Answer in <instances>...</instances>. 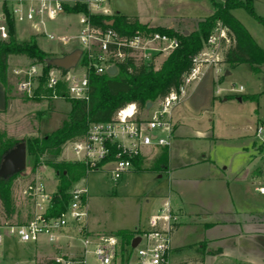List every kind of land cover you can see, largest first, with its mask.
Instances as JSON below:
<instances>
[{
    "label": "built area",
    "instance_id": "built-area-1",
    "mask_svg": "<svg viewBox=\"0 0 264 264\" xmlns=\"http://www.w3.org/2000/svg\"><path fill=\"white\" fill-rule=\"evenodd\" d=\"M107 0H86L96 11L110 13L102 4ZM37 4H24L17 1L7 5L0 3V42L10 39L9 20L13 22H32L43 25L46 20H55L64 11L61 0H39ZM82 25L79 39L83 45L82 57L75 68L64 71L51 67L43 82L44 98H87L89 75L93 70L98 75L109 74L108 68L132 58L136 64L149 65L156 59L168 54L179 46L175 37L159 32L146 33L136 31L131 36L118 35L114 30H102L90 25L87 17L79 16ZM66 42L69 37L50 34ZM229 42L226 30L220 23L214 29L204 48L193 58L192 68L183 75L178 89L159 99L150 118H143L135 103L120 109L115 117L106 122L91 123L82 139L69 141L74 157L72 160H84L93 169L102 170L111 164L109 171L114 181L133 168L130 157L144 155L148 147L169 145L172 141V126L168 118L171 109L184 97L187 89L199 80L206 65L221 61V46ZM94 44L98 50L93 49ZM81 57V58H82ZM117 71V72H118ZM20 76L18 90L33 96L40 87L44 76V63L31 62L24 68L14 70ZM149 108V109H150ZM263 128H258V134ZM117 146L113 151L111 146ZM256 190L264 195V168L257 176ZM31 204V215L23 223L13 222L0 213V246L5 237L18 238L22 242H39L45 239L56 255L51 260L56 264H173L170 259L172 250L169 228L159 225L161 220L169 222V214H156L150 219V227L138 230L134 237L140 241L132 247L123 244L122 237L114 233H93L88 225V192L86 188H70V198L65 208L57 215H50L52 193L47 191L44 177L36 174L23 190ZM170 225V224H169ZM171 226V225H170ZM133 240V239H132Z\"/></svg>",
    "mask_w": 264,
    "mask_h": 264
},
{
    "label": "rangeland",
    "instance_id": "rangeland-1",
    "mask_svg": "<svg viewBox=\"0 0 264 264\" xmlns=\"http://www.w3.org/2000/svg\"><path fill=\"white\" fill-rule=\"evenodd\" d=\"M222 1V0H215ZM32 2L31 4H37ZM14 4V3H13ZM107 4L112 12L121 13L128 16H137L153 24L164 26L175 25L173 28L180 34H185L187 30L190 34L198 28V23L212 14L214 8L210 0H107L102 5ZM9 5H12L9 3ZM256 12L264 18V0H256L254 3ZM92 13L95 10L89 9ZM70 12L61 11L55 20H46L43 25L32 22H17L15 25L16 39L19 42L35 38L38 46L48 52L51 57H59L76 48L84 51L79 37L82 25L79 22L80 13L69 14ZM236 18L247 28L257 44L264 49V23L252 16L245 8L239 7L232 10ZM180 16H185L180 20ZM180 21L174 23V19ZM153 26L152 24H149ZM50 34L68 35L69 39L63 42L57 38L51 39ZM76 35V36H75ZM230 45L224 42L221 50L224 51ZM93 49L98 50L94 44ZM168 54L164 53L154 62L155 71L160 69ZM83 58H80L83 63ZM30 59L22 55H10L8 67V93L19 98L28 97L25 92L18 90L20 76L14 73L18 67L24 68L30 63ZM260 71L254 73L249 63H242L236 67L225 65L220 72L223 81L222 86L230 94V99L217 104V108L212 115L214 119V134L220 138L212 148L213 157H217L218 162L223 167L229 166V171H233L239 161L233 155L243 147L252 148L256 144L257 163H264V63L259 65ZM242 87V89H241ZM149 90L150 88H145ZM237 93H241L237 95ZM260 93L259 101L254 102L244 98L245 95ZM243 97L239 100L238 98ZM50 102H43L40 108L44 113L38 117L37 126L31 128L27 119L12 125L10 134L4 131L7 137L27 141L37 136L48 134L61 127L67 120V114L71 110V103L67 98L60 99H41ZM153 103L158 106L159 99H147L146 103ZM134 103V102H132ZM136 104V103H135ZM153 108H145L141 111L143 118H150L153 115ZM12 115L8 114V118ZM205 121L206 117H205ZM5 122V121H4ZM6 123V122H5ZM210 123V122H209ZM208 124V122H207ZM262 126V132L256 136V130ZM255 148V147H254ZM149 158L152 157L149 153ZM74 157L71 146L66 143L58 159H72ZM43 159H52V156L45 155ZM146 159V157H145ZM258 161V162H257ZM33 161L27 152L26 169L18 173L12 183V194L16 205V213L10 219L13 222L23 223L31 215V204L23 193L27 183L36 175H42L45 180L47 191L53 192L57 188L58 180L54 171L48 165H41L35 174L32 171ZM111 164L106 165L102 170L89 172L88 175L75 182L72 188H86L89 195V222L92 230L109 231L118 229L135 230V227L147 229L149 219L157 211L158 200L157 192L166 190L168 182L163 175L162 178L151 171V164L144 161L142 169L138 170L135 166L124 173L123 176L114 181L109 171ZM252 191V190H251ZM0 213L2 208L0 204ZM157 213V212H156ZM201 236L195 230L189 231L187 228L179 230L172 237L174 242H195ZM199 244V243H198ZM205 245V243H204ZM206 247V245H205ZM194 251V250H188ZM56 250L42 239L35 242H22L18 238L5 237L0 246V264H47V261L55 257ZM190 260V258H185ZM188 261L187 264H189ZM190 264H192L190 262ZM217 264H226L220 263Z\"/></svg>",
    "mask_w": 264,
    "mask_h": 264
},
{
    "label": "crops",
    "instance_id": "crops-1",
    "mask_svg": "<svg viewBox=\"0 0 264 264\" xmlns=\"http://www.w3.org/2000/svg\"><path fill=\"white\" fill-rule=\"evenodd\" d=\"M17 1L31 4L39 0H0V3L9 5ZM61 1L73 5L78 0ZM102 7L109 9L108 14H112L107 4ZM90 9L93 10L91 6ZM95 12L103 13L96 10ZM183 17L185 16H180V20L185 19ZM138 18L142 23L160 25ZM180 20L175 18L173 21L178 23ZM165 27L177 29L175 25ZM78 35L79 33L75 36ZM220 54L221 61L206 65L201 78L187 89L183 99L171 109L168 118L172 126V141L165 145L167 165L160 164L151 169L160 178L165 175L168 182L166 190H159L155 194L162 203L158 204L157 213L153 216L163 213L172 217L169 222L161 220L159 225L162 228L170 227V259L173 264H187L188 261L192 264H264V195L256 190L257 176L264 168V163L256 165V144L252 148L243 147L233 155V159L237 158L239 163L230 172L228 165L223 167L217 157L212 155V148L220 139L214 134L212 115L219 102L230 99L228 90L222 86L224 76L220 72L222 69L226 71V75L231 72L224 68L228 64L223 62V50ZM239 94L241 93H237ZM41 99L45 98L41 96L40 100H33L9 93L6 95L0 82V128L10 134L12 125L23 119L29 121L30 128L37 126L38 117L44 113L39 104L50 102ZM9 112L12 115L10 118ZM258 128L256 136L259 135ZM161 149H144L143 162L149 161L150 167H154V161ZM149 153L152 156L150 158ZM89 217L88 225L93 233L108 234L117 231L92 230ZM183 228L195 230L201 238L195 242L172 243L174 234ZM137 229L143 230L136 226L135 230ZM198 243H205L207 253L177 250L179 247Z\"/></svg>",
    "mask_w": 264,
    "mask_h": 264
},
{
    "label": "trees",
    "instance_id": "trees-1",
    "mask_svg": "<svg viewBox=\"0 0 264 264\" xmlns=\"http://www.w3.org/2000/svg\"><path fill=\"white\" fill-rule=\"evenodd\" d=\"M210 1L214 8L213 13L201 20L196 31L190 34H180L170 27L151 26L142 23L137 16L121 13H92L88 4L81 0L76 1L73 5L63 2L64 11L85 15L93 27L102 30L112 29L121 36H131L138 30L146 33L159 32L177 38L179 46L168 53V57L157 71L153 68L154 63L149 65L136 64L132 58L120 63L119 71L114 76L109 74L98 75L92 70L89 75L88 97H66L71 103V110L63 125L48 134L26 141L27 152L33 161L32 171L36 172L43 164L48 165L58 180L57 188L52 193L50 215H57L64 210L65 204L70 198L69 190L72 185L85 178L93 170L84 160L58 159L63 146L69 141L84 138L91 123L112 120L120 109L132 102L136 103L138 111L141 112L147 107V99H161L172 90L178 89L183 75L193 66L194 56L204 48L218 23L226 30L230 40V45L223 54V62L231 67L249 63L254 73L260 71L259 65L264 63V49L257 44L247 28L232 13L233 9L243 7L252 16L264 23V18L255 10L254 3L256 0ZM7 5L4 3L6 9ZM111 19H114V23L112 25L107 24V21ZM9 26L10 39L0 42V82L7 95L10 55H22L29 58L31 62L44 63V76L41 79L40 87L33 96L26 97L27 99L40 100L42 94L45 93L43 82L46 80L49 69L53 67L48 62L52 57L38 46L35 38L19 42L16 39L15 23L11 19ZM86 60L87 58L84 57L83 63ZM145 88L150 89L146 90ZM259 97L260 93L244 96V98L254 102H258ZM16 142L18 139L7 137L6 133L0 130V161L3 153ZM111 148L113 151L117 150L115 144ZM160 148L162 149L151 169L160 164L162 166L167 165V146H160ZM45 155L52 156V159H43ZM130 158L133 165L141 170L143 155H135ZM16 175L8 180L0 177V204L2 213L7 219L12 218L16 213L12 194V183ZM112 233L120 235L123 244L129 245L137 230L119 229ZM177 250L180 252L195 250L207 253L204 244H190L179 247ZM47 264L56 263L50 259Z\"/></svg>",
    "mask_w": 264,
    "mask_h": 264
},
{
    "label": "water",
    "instance_id": "water-1",
    "mask_svg": "<svg viewBox=\"0 0 264 264\" xmlns=\"http://www.w3.org/2000/svg\"><path fill=\"white\" fill-rule=\"evenodd\" d=\"M114 23V19L107 21V24L112 25ZM185 34L188 33L187 30L184 31ZM83 50L80 48H76L71 52H68L59 57H52L49 59V64L58 68H61L65 71H69L72 68H75L80 58L82 57ZM117 67L110 66L108 68L109 75L117 74ZM241 99V98H240ZM152 103H147V108H150ZM27 165V144L26 141L20 140L16 142L11 148L6 150L0 161V177L8 180L12 176L23 172L26 169ZM140 241V237L136 236L132 240V247H135Z\"/></svg>",
    "mask_w": 264,
    "mask_h": 264
}]
</instances>
